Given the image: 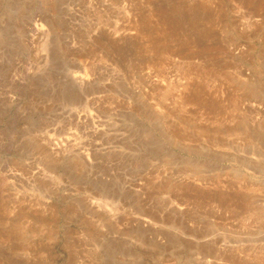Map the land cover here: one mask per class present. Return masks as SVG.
I'll list each match as a JSON object with an SVG mask.
<instances>
[{"label":"rangeland","instance_id":"374dc122","mask_svg":"<svg viewBox=\"0 0 264 264\" xmlns=\"http://www.w3.org/2000/svg\"><path fill=\"white\" fill-rule=\"evenodd\" d=\"M261 215L264 0H0V264H264Z\"/></svg>","mask_w":264,"mask_h":264},{"label":"bare ground","instance_id":"6f19581e","mask_svg":"<svg viewBox=\"0 0 264 264\" xmlns=\"http://www.w3.org/2000/svg\"><path fill=\"white\" fill-rule=\"evenodd\" d=\"M36 27V26H35ZM34 28V27H33ZM37 28V27H36ZM35 30V29H34ZM76 77V76H75ZM77 79L79 78L78 76L76 77ZM82 78H81V76H80V80H81ZM177 135V134H176ZM178 139H180V138H178ZM157 151V150H156ZM154 154H156V153H154ZM262 216V215H261ZM264 216V215H263ZM262 216V217H263ZM211 251V250H210ZM208 253H210V252H208Z\"/></svg>","mask_w":264,"mask_h":264}]
</instances>
